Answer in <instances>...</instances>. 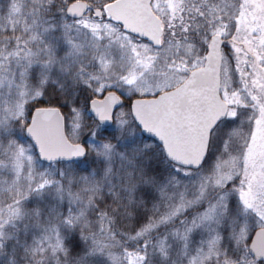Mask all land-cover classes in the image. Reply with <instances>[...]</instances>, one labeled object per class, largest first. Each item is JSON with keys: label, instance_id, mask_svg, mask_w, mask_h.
Instances as JSON below:
<instances>
[{"label": "snow or ice", "instance_id": "6c2138e0", "mask_svg": "<svg viewBox=\"0 0 264 264\" xmlns=\"http://www.w3.org/2000/svg\"><path fill=\"white\" fill-rule=\"evenodd\" d=\"M0 264H264V0H0Z\"/></svg>", "mask_w": 264, "mask_h": 264}]
</instances>
